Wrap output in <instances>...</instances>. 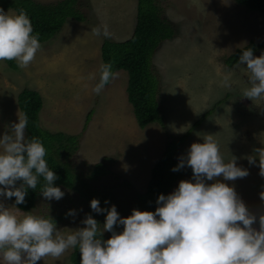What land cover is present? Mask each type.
<instances>
[{
	"label": "rangeland",
	"instance_id": "rangeland-1",
	"mask_svg": "<svg viewBox=\"0 0 264 264\" xmlns=\"http://www.w3.org/2000/svg\"><path fill=\"white\" fill-rule=\"evenodd\" d=\"M156 1L175 33L151 61L163 123L143 128L127 101V72H115L108 85L99 80L100 45L131 37L137 0H79L85 19L69 17L42 43L29 40L12 8L1 14L0 40L17 68L0 55V158L23 142L18 93L38 91L41 127L78 136L69 159L74 173L92 195H108L119 223L104 224L103 210L70 189L40 194L25 212L7 197L9 185H0V245L24 242L38 218L56 220L44 249L0 248V264H71L73 244L95 224L130 264H185L198 251L199 231L194 264H264V48L232 68L224 63L250 41L264 42V17L235 0ZM187 132L176 158L202 175L183 174L144 228L136 195L167 143ZM98 162L105 172L88 178ZM216 210L251 223L242 231L209 223L199 229Z\"/></svg>",
	"mask_w": 264,
	"mask_h": 264
},
{
	"label": "trees",
	"instance_id": "trees-1",
	"mask_svg": "<svg viewBox=\"0 0 264 264\" xmlns=\"http://www.w3.org/2000/svg\"><path fill=\"white\" fill-rule=\"evenodd\" d=\"M79 0H57L41 3L35 0H0V16L8 8L16 13L19 25L33 43H42L53 37L69 17L84 20L78 9ZM248 10L257 11L264 17V0H235ZM175 33L172 24L161 14L156 0H137L136 17L131 37L123 41L103 40L100 45L101 69L99 80L108 85L115 72H127L126 96L131 104L134 118L140 128L150 122L163 123V115L157 100L159 81L151 69L152 57L166 39ZM264 48V42L250 41L224 58L232 68L242 59ZM0 55L11 69L17 64L11 52L1 43ZM17 104L23 116L24 138L21 147L14 153L0 158V185L7 187V197L22 211H30L40 194H50L70 189L77 191L86 202H93L103 210L102 221L109 226L118 225V211L110 205L111 199L102 192L91 194L89 185L74 173L70 157L78 149V136L60 131L50 132L41 127L39 112L43 106L41 94L31 88H23L17 95ZM92 112L88 113L87 121ZM207 114H204V116ZM190 132V131H189ZM189 132L167 143L159 159L151 168L146 190L136 195L135 205L142 215V224L147 228L156 207L167 199L169 191L183 174L201 177V172L187 169L176 158L178 147ZM106 164L93 165L90 179L103 174ZM218 198V196H217ZM217 202V199H216ZM219 206V203H216ZM96 217V213L92 212ZM55 218H38L24 242L15 245H0L4 251L23 248L44 249L52 235ZM261 223L260 220L256 221ZM209 223L232 230L242 231L251 221H239L232 215L214 211L205 220L198 222L199 229ZM202 248L199 231L198 251L185 264H194ZM71 264H130L118 252L114 240L101 231L98 224L88 228L73 244L69 255Z\"/></svg>",
	"mask_w": 264,
	"mask_h": 264
}]
</instances>
